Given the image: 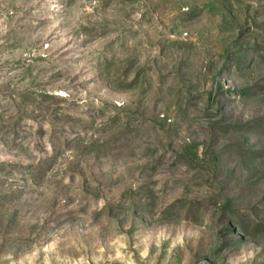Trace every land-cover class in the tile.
<instances>
[{"label": "rangeland", "instance_id": "obj_1", "mask_svg": "<svg viewBox=\"0 0 264 264\" xmlns=\"http://www.w3.org/2000/svg\"><path fill=\"white\" fill-rule=\"evenodd\" d=\"M0 264H264V0H0Z\"/></svg>", "mask_w": 264, "mask_h": 264}]
</instances>
